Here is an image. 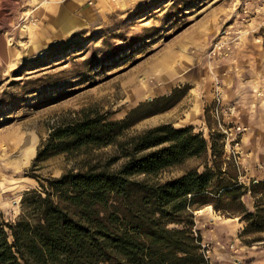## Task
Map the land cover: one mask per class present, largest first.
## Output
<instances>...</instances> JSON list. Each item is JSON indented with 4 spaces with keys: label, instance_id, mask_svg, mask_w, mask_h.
Masks as SVG:
<instances>
[{
    "label": "rangeland",
    "instance_id": "obj_1",
    "mask_svg": "<svg viewBox=\"0 0 264 264\" xmlns=\"http://www.w3.org/2000/svg\"><path fill=\"white\" fill-rule=\"evenodd\" d=\"M65 1L0 0V213L5 220L16 219L22 195L40 190L39 180L115 154V146L108 145L34 162L53 128L83 112L122 119L138 103L174 88L184 89L174 106L138 121L125 134L163 123L191 125L208 141L216 137L223 158L239 166L241 182L264 180V0H111L112 12L98 16L87 8L74 20L59 17ZM210 157L208 150L206 158H189L158 179L210 164ZM243 200L252 211V197ZM204 207L194 212L193 229L202 237L208 264H264V240L239 238L244 223L238 217Z\"/></svg>",
    "mask_w": 264,
    "mask_h": 264
},
{
    "label": "trees",
    "instance_id": "obj_2",
    "mask_svg": "<svg viewBox=\"0 0 264 264\" xmlns=\"http://www.w3.org/2000/svg\"><path fill=\"white\" fill-rule=\"evenodd\" d=\"M184 89L138 103L122 119L82 113L53 128L34 162L81 148L115 146L107 161L39 180L26 191L19 215L0 213V264H208L194 212L211 206L244 223L238 237L264 240V180H239L216 137L191 125L163 123L125 133L138 121L174 106ZM220 135V134H218ZM181 175H158L189 158H206ZM116 168L111 166L118 163ZM225 164V167L223 166ZM201 166V170L199 167ZM253 199V210L243 198Z\"/></svg>",
    "mask_w": 264,
    "mask_h": 264
},
{
    "label": "crops",
    "instance_id": "obj_3",
    "mask_svg": "<svg viewBox=\"0 0 264 264\" xmlns=\"http://www.w3.org/2000/svg\"><path fill=\"white\" fill-rule=\"evenodd\" d=\"M90 7H86L85 1H71L66 0L64 3L59 5V17L72 19L76 17L78 14H82L86 12L87 8H91L94 13L98 16H104L109 12L115 10V3L111 0H90ZM198 29V28H197ZM198 34H204V31H199ZM210 206H205L204 208H208ZM201 211V209L197 210V212Z\"/></svg>",
    "mask_w": 264,
    "mask_h": 264
},
{
    "label": "built area",
    "instance_id": "obj_4",
    "mask_svg": "<svg viewBox=\"0 0 264 264\" xmlns=\"http://www.w3.org/2000/svg\"><path fill=\"white\" fill-rule=\"evenodd\" d=\"M217 100V105L219 104V99H216ZM215 113H218V111H217V108H215ZM220 125V124H219ZM237 130H239V128H237ZM228 134H233V132L231 131L230 133H228ZM235 138V137H234Z\"/></svg>",
    "mask_w": 264,
    "mask_h": 264
}]
</instances>
